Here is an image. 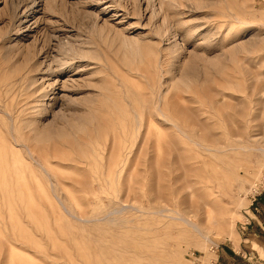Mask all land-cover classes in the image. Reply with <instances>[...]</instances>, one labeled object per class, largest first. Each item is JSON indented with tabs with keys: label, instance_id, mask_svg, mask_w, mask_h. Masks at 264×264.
<instances>
[{
	"label": "rangeland",
	"instance_id": "374dc122",
	"mask_svg": "<svg viewBox=\"0 0 264 264\" xmlns=\"http://www.w3.org/2000/svg\"><path fill=\"white\" fill-rule=\"evenodd\" d=\"M246 105L264 143V0H0V264H215L172 218L210 207L228 264H256Z\"/></svg>",
	"mask_w": 264,
	"mask_h": 264
},
{
	"label": "bare ground",
	"instance_id": "6f19581e",
	"mask_svg": "<svg viewBox=\"0 0 264 264\" xmlns=\"http://www.w3.org/2000/svg\"><path fill=\"white\" fill-rule=\"evenodd\" d=\"M35 2H36V0H35ZM35 5V4H34ZM238 12V11H237ZM226 86V85H225ZM214 93V92H213ZM251 95H253V93L251 94ZM220 96V95H219ZM225 95H223L222 94V96L218 99V101L219 100H221L223 97H224ZM248 96H250V95H248ZM217 100V99H216ZM245 100V99H244ZM249 101H254V102H256V100L251 96V97H249ZM258 101V100H257ZM244 102V101H243ZM246 102V101H245ZM230 103V102H229ZM232 104V103H231ZM253 104H255V103H253ZM207 105V104H206ZM233 106V105H232ZM241 106H242V104H241ZM247 106V105H246ZM244 107V106H243ZM236 108V107H235ZM240 107H238V109L236 110V115H239V117L240 118H242L245 114H246V118H245V121H246V127L244 128V130H228L229 132H230V135H234V136H242L243 134H245L247 137H246V139H244V140H241V143L240 144H237L236 146H230V143L231 142H229L228 143V145L230 146V148H232V147H235L237 150H240V151H244L245 153V155L247 156V155H257L258 157H260V156H264V143H262L260 140H258L257 139V133L256 132H254L255 130L254 129H252V127L254 128L255 127V125H251V123H252V120H254V119H257L256 117V114H252V111H253V109H255V107L254 106H252V105H250L249 107L247 106V108H248V110L246 111L245 109H239ZM226 113H228V112H226ZM230 113V112H229ZM232 114V113H231ZM221 116V115H220ZM231 116V115H230ZM239 119V118H238ZM229 124V123H228ZM256 129V128H255ZM211 131H213L212 129H211ZM211 136V135H210ZM215 136V135H214ZM216 137V136H215ZM219 137V136H218ZM243 137V136H242ZM222 138V137H221ZM1 139V138H0ZM3 139V138H2ZM193 139V138H192ZM209 139V138H208ZM4 141H5V139H4ZM220 141H221V139H220ZM2 142V141H1ZM198 144H202L201 142H199V141H196ZM213 142H215L214 140L212 141V143ZM3 143V142H2ZM217 143V142H216ZM221 142H219V144H220ZM4 144V143H3ZM2 144V145H3ZM6 144V143H5ZM4 144V145H5ZM205 144V143H204ZM1 145V144H0ZM206 145V144H205ZM204 145V146H205ZM227 145V144H226ZM201 146H203V145H200V147ZM224 146V145H223ZM215 147H217V146H215ZM220 147V146H219ZM218 147V148H219ZM203 148V147H202ZM207 149H211V147H206ZM213 146H212V150H213ZM221 148H224V147H221ZM220 148V149H221ZM226 148V147H225ZM227 149H229V148H227ZM234 149V148H233ZM253 149H254V151H253ZM6 149H2L1 148V146H0V157H2L3 155H5L4 157H6V159H7V157L8 156H6V154H7V152L5 151ZM13 151H14V149H12ZM219 150V149H218ZM218 150H215V151H218ZM232 150V149H231ZM195 151V150H194ZM197 151V153H198V156L200 157L201 155L200 154H202V153H200L199 154V151L198 150H196ZM223 151V153H224V151L225 150H222ZM230 151V150H229ZM229 151H225V153L226 152H228L229 153ZM234 150H232V152H233ZM220 152H221V150H220ZM220 152H219V154H218V152H217V154L218 155H220ZM238 152V151H237ZM237 152H236V154H237ZM224 153V154H225ZM14 153L12 152L11 153V156L13 155ZM234 154V153H233ZM203 155V154H202ZM238 155V154H237ZM223 156V155H222ZM225 156H227V155H225ZM225 156H223V157H225ZM229 156V155H228ZM237 157V156H236ZM181 158V157H180ZM229 158H230V156H229ZM238 158H240L239 156H238ZM238 158H237V160H238ZM6 159H5V161H6ZM200 159V158H199ZM204 159H205V156H204ZM182 160V159H181ZM229 160H231V159H229ZM180 161V160H179ZM202 161V160H201ZM225 161V160H224ZM1 162V161H0ZM226 162V161H225ZM4 163V162H3ZM203 163H204V161H203ZM228 163V162H227ZM232 164V163H231ZM200 165H202V163L200 164ZM204 165V164H203ZM230 166V165H229ZM233 166V165H232ZM196 167V166H195ZM205 167V166H204ZM234 167V166H233ZM187 168V167H186ZM202 168H203V166H202ZM187 170V169H186ZM192 169H189V171H191ZM228 170H230V169H228ZM258 170V169H257ZM222 171V170H221ZM184 172V171H183ZM192 172V171H191ZM190 172V173H191ZM235 172V171H234ZM260 172V171H259ZM222 173V172H221ZM220 173V174H221ZM187 174H189V172L187 173ZM192 174V173H191ZM234 174V173H233ZM232 174V175H233ZM194 175V174H193ZM193 175H191V176H193ZM228 175H230V174H228ZM185 176V175H184ZM195 176V175H194ZM224 176V175H223ZM231 176V175H230ZM229 176V177H230ZM189 177V176H188ZM205 177H206V175H205ZM225 177V176H224ZM181 178V177H180ZM196 178V177H195ZM187 180V179H186ZM228 180V179H227ZM203 181V180H202ZM231 182V181H230ZM208 186V185H207ZM183 187V186H182ZM217 198H218V196H217ZM219 200V199H218ZM204 204V203H203ZM203 204H201V205H203ZM201 205H196V207L198 208L199 206H201ZM205 206L206 205H208V206H206V207H210V202L209 203H205L204 204ZM203 205V206H204ZM225 206H227V205H225L224 204V207ZM227 207H229V205L227 206ZM211 209V210H210ZM210 212L209 213H207V217H205V218H201L200 220H198V221H194V219H193V217L195 216V213H196V211L195 212H192V214H190L191 212H186V213H183V212H180L179 211V213H178V215H172V218H174V219H181L182 221H184V222H186L189 226H192L193 228H194V230H195V232H197L199 235H202L207 241H210V242H212L213 243V245H212V253L213 252H217L218 250L216 249V246L218 245V243L214 240V242H213V240L210 238V235H209V233L211 232V230L213 229V227H214V225H216L217 227H219V228H221V226L223 225V226H225L226 228H228V226H229V229L227 230V233L225 232H223L222 231V235L223 236H225V237H227L228 239H234V235H235V230H234V227H233V224H231V225H229V221L227 220V218L226 217H223L222 219H217V218H213L212 217V212H213V208H211L210 207ZM164 210H167V208H163V207H161L160 208V211H164ZM154 211V210H153ZM228 211H230V215L231 214H233L236 210L234 209V208H230V209H228ZM156 213H158L157 211H156ZM164 215H166V214H164ZM214 224V225H213ZM215 228V227H214ZM222 229V228H221ZM236 238V237H235ZM215 244V245H214ZM197 257V259L199 260V257L198 256H196ZM212 262H213V260H212ZM199 264H202L201 263V261H200V263Z\"/></svg>",
	"mask_w": 264,
	"mask_h": 264
},
{
	"label": "crops",
	"instance_id": "0c3cea01",
	"mask_svg": "<svg viewBox=\"0 0 264 264\" xmlns=\"http://www.w3.org/2000/svg\"><path fill=\"white\" fill-rule=\"evenodd\" d=\"M263 191L264 187L260 192ZM260 199H262V202L260 203L257 201V203L261 204L260 206L263 208V210L260 212L261 214L255 213L256 217L251 216L248 221L249 224H252L251 227H249V224L247 223L248 226H246L244 229V231H247V234L250 235L248 241L249 247L244 244V252L246 255L249 254L248 259L254 261L256 264H264V235L260 234V231L264 232V195L260 196ZM253 211L255 212V210ZM237 245L236 247L238 250L232 246L229 249L221 247L218 250V254L216 256L217 264H228L229 262H227V258H231L232 256L236 257V259L239 258V255L244 256V254L239 251V245ZM261 253L263 254L261 255Z\"/></svg>",
	"mask_w": 264,
	"mask_h": 264
},
{
	"label": "built area",
	"instance_id": "2783aa9c",
	"mask_svg": "<svg viewBox=\"0 0 264 264\" xmlns=\"http://www.w3.org/2000/svg\"><path fill=\"white\" fill-rule=\"evenodd\" d=\"M262 192H258V194H254V195H252V199H251V203H250V205H252L253 207H254V209H257V210H259V206H258V204H257V195H260ZM197 254H199V253H197V251L195 252V251H192V253H187V258H188V260L189 261H192L191 262V264H199L200 263V261L197 259ZM216 260V259H215ZM215 264H217V260L215 261Z\"/></svg>",
	"mask_w": 264,
	"mask_h": 264
}]
</instances>
